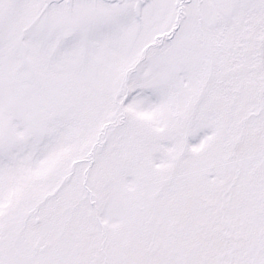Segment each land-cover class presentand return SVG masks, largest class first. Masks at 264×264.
<instances>
[{
    "label": "snow or ice",
    "instance_id": "1",
    "mask_svg": "<svg viewBox=\"0 0 264 264\" xmlns=\"http://www.w3.org/2000/svg\"><path fill=\"white\" fill-rule=\"evenodd\" d=\"M0 264H264V0H0Z\"/></svg>",
    "mask_w": 264,
    "mask_h": 264
}]
</instances>
